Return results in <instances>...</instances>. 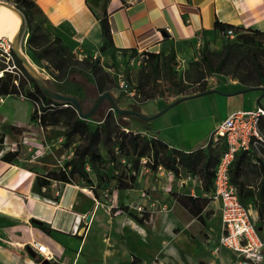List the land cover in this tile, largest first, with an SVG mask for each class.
<instances>
[{
	"label": "crops",
	"instance_id": "0c3cea01",
	"mask_svg": "<svg viewBox=\"0 0 264 264\" xmlns=\"http://www.w3.org/2000/svg\"><path fill=\"white\" fill-rule=\"evenodd\" d=\"M34 1L42 10L46 23L58 30L68 47L71 49L79 47L95 54L102 53L103 34L100 20L108 15L115 45L109 50L118 57L122 56L128 60L133 49L138 53L137 56L145 55L144 52L168 56L173 47L178 55L183 54L186 46L195 44L202 38L204 40V30H208L206 34L208 41L218 38L222 32L215 27L217 19L236 26L264 31V0ZM221 83L217 82L210 86V89L221 90L217 87H220ZM224 84L232 86L231 90H221L223 92L250 89L229 95L211 92L227 97L226 110L221 112L219 117L212 111L197 114L193 107L181 104L180 115L183 120L176 123L168 120L164 125L156 126L157 129L153 133L171 147L186 151L194 150L208 143L212 131L231 112L264 107V84L249 87L240 85L235 80L230 82L227 80ZM233 95H237L236 98H232ZM11 96L14 95H0V108ZM21 99L20 101L27 102L22 97ZM173 100L163 102L155 100L156 106L153 109L142 111L145 114H153ZM24 107L25 114L17 108L3 111L2 115L0 114V131L12 133L10 130L14 127L23 130L30 127L34 104ZM35 127L43 128L39 123ZM173 127H179L178 136L170 130ZM164 131L166 133H163ZM67 150L68 156L74 154L72 146H68ZM1 155L0 151V264H40V256L36 250L39 243L45 244L48 250L55 254L56 259L52 262L58 261L62 264H145L149 259L146 257L154 256L159 250L160 245L155 251L152 249L151 255H146L144 223L125 211H113V208L126 204L133 212L139 214L136 205H155L160 202L154 198L157 183H145L141 169L138 171V187L113 190L110 201L106 202L105 199L96 198L90 185L82 179L74 183L53 180L48 195L40 194L33 189L39 172L18 160L20 157L14 162H9L3 160ZM157 175L158 180L166 177L158 173ZM92 176L95 177L93 173ZM174 182L182 187L177 180ZM200 186L203 192V184ZM148 187L152 191L151 194ZM192 189L189 192L198 195L194 192L196 187ZM175 191L187 192L180 189ZM166 195L168 199L165 204L170 205L173 200L177 210L187 213L182 212L185 214L184 218L187 219L189 215L192 217V223L198 227L204 226L170 192H166ZM202 195L207 193L204 191ZM56 196H59L58 199H55ZM207 208L212 211L209 217L204 214L208 226L206 243L210 250L204 249L200 255L194 251V254L199 256V264H230L234 255L232 251L222 247L215 253L209 240V233L219 234L221 231L220 207L210 201ZM88 214H91L90 220L87 219ZM254 215L258 217L255 209ZM33 219L46 222L51 226V230L47 231L34 225ZM167 219L171 225L181 223L180 218L174 213L168 215ZM217 221L219 223H216ZM186 230L182 227L180 235ZM192 234L195 241L201 240L195 232ZM190 245L193 246L194 243L190 241ZM190 245L187 243V247H191ZM28 247L34 248L37 255L30 254ZM223 249L227 250L228 255L221 253ZM218 257L220 263L217 261Z\"/></svg>",
	"mask_w": 264,
	"mask_h": 264
},
{
	"label": "rangeland",
	"instance_id": "374dc122",
	"mask_svg": "<svg viewBox=\"0 0 264 264\" xmlns=\"http://www.w3.org/2000/svg\"><path fill=\"white\" fill-rule=\"evenodd\" d=\"M6 1L15 3L13 0ZM37 18H39V16H37ZM27 31L29 33V23ZM239 35L242 37H239ZM56 36H60L58 30L45 23L37 29V37H35L31 43L26 41L23 44V49L31 58L34 52L39 54L41 57V64H37L33 58L32 60L46 77L49 84L65 94L78 97L80 101H83V107L86 111L91 109L99 95L106 90L112 92L119 107L137 109L143 112V109H153L156 106L155 100L160 102L172 99L176 100L182 96L197 93L199 92L197 90L204 86V82H207V89H210V86L215 85L217 82H222L220 87H218L223 91H227L228 89L231 90L230 87L232 85L227 86V84H224L227 80L229 82L235 80L239 82L240 85L244 84L249 87L264 84V36L246 29L237 30L236 36L230 37V45L228 48H226L223 43L226 36L221 33L218 38L211 41L209 40L206 47L203 38L201 41L195 42V44L191 43V45L184 48L183 54H177L176 59L173 61L170 60L169 55L161 56L157 71L153 68L154 59L147 55L137 56L128 60L122 56L118 57L117 54L111 52L109 49L98 54L90 53L79 47L71 49L63 41V44L70 50V52H67L63 47L64 45L55 40ZM0 42H2V44H0V72L3 71V74L0 73V76H3L6 70H9L13 74L20 72L22 79L25 80L23 73L19 67H17L11 55L12 43L9 45L7 38H0ZM45 48H49L51 51L46 53V51H43ZM64 58L69 59L68 64L65 65L63 69H58L56 65L60 64ZM97 58H99V64L95 69H92L91 64ZM127 60L130 71L129 81L136 88V94L134 96L127 95L120 86L119 73H124L126 75L125 61ZM170 63L175 68L173 78L178 85H174L171 82V75L169 73ZM209 63L211 67H209ZM202 74L204 77H202ZM32 87V83L26 81L21 92L27 94L29 88ZM179 88L182 90L180 93ZM12 95L14 96H11L7 100V103L0 108L1 115L3 111H12L16 108L21 109V112L25 114L26 107L24 106L33 105L30 101H20L22 100L20 94ZM233 96L231 97L236 98L237 95ZM226 99V96L219 93H208L174 105L152 120H138L134 117L127 116L122 122L128 123L129 128L136 130L141 129L143 134L147 132V136L151 137L154 134L153 131L157 129L156 126L164 125L168 120L174 123L183 120L180 115L181 104L193 107L194 110L197 111V114H205L212 111L219 117L220 113L226 110ZM223 105L224 107H219ZM165 107L161 108L159 111ZM35 108H37L36 105H34V110ZM110 110L111 103L108 99H105L96 112V115L100 118ZM89 120H91L92 123L96 122L92 118H89ZM37 123H39L38 119L31 118L30 127L22 131L20 130L21 128L12 129L10 132L21 135L22 137L19 150H17L19 152L18 157L21 159H18V157L17 159L26 163L27 167L36 169L39 173H46V171L61 167L67 160L72 158L74 154L68 156V150L66 151L68 148L65 145L67 140L65 137V130H67V127L63 123L49 125L43 128L35 127ZM126 128L127 127H123L122 129L125 130ZM262 129L264 130V126H262ZM168 130L166 129V131ZM170 130L175 136L179 135V127H173ZM166 131L163 133H166ZM4 134V132L0 131V139ZM25 138L35 143L38 142V144L42 142L44 149L39 151L36 147H31L24 141ZM85 142L86 139L84 135L77 134L73 137L70 146L74 149L76 146ZM49 143L51 144L50 147ZM98 147L105 156L109 157L108 146L104 143L103 139L98 143ZM222 147L223 145L221 143L216 145V154H221ZM116 148L117 147H115V149ZM41 154L42 156L40 157ZM117 155L118 158L115 164L109 162L105 165L107 172L118 174L125 171L126 168L130 170L133 162L126 159L119 151H117ZM235 161L231 167L233 180L237 175ZM263 161L264 158L259 157L255 153L247 155V158L241 165L239 176V182L244 187V190H258V184L261 178L260 167ZM149 162L150 161L143 162L141 164V174L144 177L145 183H157L158 188L156 193H154V198L160 202L155 205L148 204L144 206V209L150 214V217L144 221L145 243H147L145 246V253L146 255H151L159 245L160 247L154 256L146 257V259H149L146 260L145 264H199V256H195L194 251L199 252L200 255V252L204 249H209L206 243L208 238L207 223L204 226L198 227L197 224L192 223L191 216L188 215L187 219L184 218V215L187 213L182 211L185 213L182 214L181 211L177 210V205H175L173 200L172 202L174 204L172 203L169 205L165 203L167 202L166 199H168L166 197V192L170 190L180 189L189 192L192 187H196L194 192L198 195H202L204 191L202 192L199 182H191L184 187H179L174 180L171 181L168 177H162V180H158L157 170H153ZM213 166L214 165H211V169ZM189 172L187 168L183 167V175ZM199 173L202 177V171H199ZM79 180V177L75 178V181ZM111 186L112 190H117L114 188V182H112ZM148 190L149 194H151L152 191L150 187H148ZM101 192L102 199H105L106 202L110 201L109 190L103 189ZM111 194H113V192ZM245 202L248 204L251 211L253 210V213L254 209L257 211L256 200L254 198H245ZM207 210L209 209L207 208ZM172 213L177 214L181 223L173 225L168 223L167 216ZM139 214H142V212L139 211ZM258 222L260 224L259 220ZM216 223L219 222L217 221ZM182 227H185L187 230L180 235ZM194 232L201 238L199 242L194 240L195 237L192 236ZM190 241L194 243L193 246L190 245ZM187 243H189L191 247H187ZM221 253L228 255L225 249L221 250ZM217 261L218 263L221 262L220 257L217 258Z\"/></svg>",
	"mask_w": 264,
	"mask_h": 264
},
{
	"label": "trees",
	"instance_id": "16d2710c",
	"mask_svg": "<svg viewBox=\"0 0 264 264\" xmlns=\"http://www.w3.org/2000/svg\"><path fill=\"white\" fill-rule=\"evenodd\" d=\"M13 1L24 11L26 15L30 32L28 42L31 43L33 39L37 37V29L45 24L47 20L43 16L42 10L34 0ZM37 16H39V18H37ZM100 23L103 34V44L101 46V50L104 51L106 49L114 48L115 45L113 40V32L108 15L103 16L100 20ZM215 27L226 36L223 41L226 48H228L230 45V37L226 35L228 28H233L236 33L237 30L246 29L249 31H254L258 35L264 36V31L259 29L236 26L234 24L222 22L219 19L216 20ZM207 33L208 30H204L205 47L208 44V39L206 37ZM239 37L242 36L239 35ZM55 40L64 45L60 36H56ZM63 47L67 52H70L67 46L64 45ZM43 51L49 53L51 50L49 48H45ZM10 52L14 58L15 64L23 73L25 80L22 79L20 72L13 74L11 71L6 70V73L3 76H0V95L4 96L10 94H21V89L24 87L26 81L31 82L33 87L29 88L26 95L33 99H42L45 104L41 106L42 113L39 115L38 108H35L31 118L38 119L42 127L63 123L67 127V130H65V137L67 138L65 145L67 147L71 145L73 137L77 134L84 135L86 139L85 143L74 148L73 157L67 160L61 167L58 169L49 170L46 173H37L33 185L34 191L43 195H48V191L51 189L53 180L62 181L64 183H74L75 178L79 177L90 185L95 197L101 199V189L109 190L110 194L113 192L111 186L112 182H114V188L118 190L138 187L139 183L137 172L139 171L142 164L141 158L143 156H149L152 158V161H150L149 164H151L153 170H157L159 165H163L167 168L173 169L176 174H179L183 167L194 173L202 171L203 189L207 195H194L190 192H181L175 190H171L170 193L203 225L206 224L204 213H206V216L209 217L212 212L211 210H207V207L211 201V197L208 194L213 188V177L215 174L214 168L220 157L219 154H216L215 147L209 144L206 147H199L189 151L171 147L166 141L162 140L157 135L153 134L156 137H149L147 136L148 133L143 134L141 129L136 130L129 128L128 123L122 122L127 116L134 117L138 120H142L141 117L136 115H117L113 110H110L107 114H103V116L100 118H98L95 113V115L91 118L96 122L92 123L91 120L82 118L72 105H64L65 102L46 96L41 91L34 79L29 75L22 62L17 58L12 47ZM137 54L138 53L133 49L131 51L130 58H134L137 56ZM144 54L154 59L153 68L157 71L161 54L155 52H144ZM169 57L171 61L176 59L177 53L175 47L172 48ZM32 58L37 64H41V57L39 54L34 52L32 54ZM68 62L69 59L64 58L60 64L56 65V67L58 69H63L64 66L68 64ZM98 64L99 58L92 62V69H95ZM209 67H211L210 63ZM174 71L175 68L170 63L169 73L171 75V82L174 85H178L176 80L173 78ZM126 75L127 79L129 80L130 71L128 62L126 63ZM202 77H204L203 74ZM206 83L207 82H204V86L199 88L197 91L201 92L207 90ZM53 88L59 91V89L56 87ZM181 91L182 90L179 88V93ZM81 102L83 104V101ZM261 126H264V117L261 121ZM123 127H127V129L124 130L122 129ZM14 129L20 128L14 127ZM20 130L22 131L23 128ZM101 139H103L104 143L108 146L109 157L105 156L98 147V143ZM1 142L2 140L0 139V151L2 149ZM115 147L117 148L115 149ZM223 149L224 147H222V151ZM117 151H119L126 159L133 162V165L130 170L126 168V170L122 171L121 173H109L107 172L105 165L109 162L115 164V161L118 158ZM251 154L252 153H248L247 151L238 152L235 159L237 175L234 177V180H232L238 185L240 196L244 202L245 198H254L256 200L258 220L260 221V224L258 221L257 224L261 232H263L264 161L260 167L261 178L257 191L253 189L244 190V187L239 182L241 165L247 158V155ZM18 155V151H7L1 155V158L9 162H14L17 160ZM211 165H214L212 169ZM92 173L95 175V177L92 176ZM58 197L59 196H56L55 199H58ZM116 210L129 213L141 223H144V221L150 217V214L147 212V210L143 209L141 211L142 214H136L132 212L129 205L126 204H121L118 207L113 208V211ZM33 224L40 226L47 231L51 230V226L44 221L33 219ZM136 261L137 258L134 259V262ZM53 264L62 263L54 261Z\"/></svg>",
	"mask_w": 264,
	"mask_h": 264
},
{
	"label": "built area",
	"instance_id": "2783aa9c",
	"mask_svg": "<svg viewBox=\"0 0 264 264\" xmlns=\"http://www.w3.org/2000/svg\"><path fill=\"white\" fill-rule=\"evenodd\" d=\"M226 35L234 37L236 32L233 28H228ZM0 73L3 74V71ZM119 77L123 92L129 96H134L136 88L127 79L126 75L119 73ZM20 96L36 105L39 115L42 113L41 106L45 105L42 99H33L23 93ZM263 117V106L235 110L215 127L208 143L203 146L206 147L211 144L216 147L217 144L221 143L224 147L214 168L213 188L208 194L211 197V202L218 204L220 207L221 231L219 234L209 233V240L212 251L215 253H218L222 247L232 251L234 255L230 264H264V231L261 232L259 229L258 219L248 204L242 200L239 187L233 182L231 175V167L238 152L247 151L264 158V130L261 126ZM153 136L156 137L155 135L151 137ZM1 140V153L4 154L7 151L19 150L22 137L8 132L2 136ZM24 141L31 147H36L39 151L44 149L42 142L38 144V142L35 143L27 138ZM50 145L49 143V147ZM141 160L143 163L152 161V158L143 156ZM157 173L168 177L171 181L177 180L182 187L189 182H199L202 185V177L199 172H189L183 175L182 170H180L179 174H176L173 169L159 165ZM136 207L140 212L144 209L142 205H136ZM36 250L40 256L39 263L44 258L50 261L56 259L55 254L48 250L45 244H37Z\"/></svg>",
	"mask_w": 264,
	"mask_h": 264
},
{
	"label": "water",
	"instance_id": "95a60500",
	"mask_svg": "<svg viewBox=\"0 0 264 264\" xmlns=\"http://www.w3.org/2000/svg\"><path fill=\"white\" fill-rule=\"evenodd\" d=\"M0 1H4L5 4L10 6L13 10H15L20 15V18H21L20 27H19L17 33L15 34V36L12 40V49H13L15 55L17 56V58L22 62L23 66L26 68L29 75L34 79V81L38 84L41 91L46 96L53 98V99H58L60 101H63V102H65V105H72L77 110L79 115L84 119H89L92 116H94L95 113L100 108L102 102L105 99H108L110 101L111 110H114L117 115H136V116L141 117L144 120H152V119L160 116L164 112H166L168 109H170L174 105H177L180 102H182L186 99L192 98V97H198V96L205 95V94H208V93H211L214 91L221 92V93L227 94V95L237 94V93L245 92L246 90L250 89V88H244V89H240V90H237L234 92H223V91L218 90V89H207L205 91H201V92H197L194 94L182 96V97L174 100L170 104H168L161 111L156 112L154 114H145V113H143L137 109L121 108V107H119L117 100H116L115 96L112 94V92L109 90H106L99 95L97 101L94 103V105L91 107V109L86 111L83 107L82 102L80 101V99L78 97H76L75 95H71V94H65L61 91L54 89L49 84V82L47 81L46 77L42 74L40 69L38 67H36V65H34L28 57H26V55L24 54V51L22 49L23 44L26 41H28V37H29L28 35L30 33V32L28 33V31H27L28 20L26 18V15H25L24 11L21 8H19L15 3L10 2V1H6V0H0ZM0 4H2V3H0ZM90 218H91V214H88L87 219L90 220ZM28 251L33 256L37 255L36 250L32 247H28ZM40 264H53V262L44 258L40 262Z\"/></svg>",
	"mask_w": 264,
	"mask_h": 264
},
{
	"label": "bare ground",
	"instance_id": "6f19581e",
	"mask_svg": "<svg viewBox=\"0 0 264 264\" xmlns=\"http://www.w3.org/2000/svg\"><path fill=\"white\" fill-rule=\"evenodd\" d=\"M0 3H2L0 4V38H7L8 44L10 45L20 27L21 18L20 15L5 4L4 1H0ZM0 44H2V42H0ZM24 54L32 61L31 57L25 51ZM32 63L36 65L33 61ZM36 67L38 66L36 65Z\"/></svg>",
	"mask_w": 264,
	"mask_h": 264
}]
</instances>
